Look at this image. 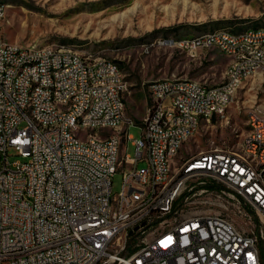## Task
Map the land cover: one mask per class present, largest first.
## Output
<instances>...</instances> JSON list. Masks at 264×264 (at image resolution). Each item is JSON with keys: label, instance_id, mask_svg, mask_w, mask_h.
Here are the masks:
<instances>
[{"label": "built area", "instance_id": "obj_1", "mask_svg": "<svg viewBox=\"0 0 264 264\" xmlns=\"http://www.w3.org/2000/svg\"><path fill=\"white\" fill-rule=\"evenodd\" d=\"M6 15L0 7V264H263L264 230L245 231L235 219L255 215L264 223L262 112H250L254 128L243 137L259 166L223 147L206 157L194 152L170 176L162 168L174 144L187 143L181 134L199 116L215 121L214 111L231 105L229 89L242 71L262 68L264 47L245 50V42L264 34L211 36L223 54L237 51L227 86L177 77L148 82L142 134L134 140L127 132L133 123L123 119L128 90L114 88L115 69L102 58L87 67L85 56L69 47L36 50L9 42ZM179 43L188 52L204 45V37ZM168 80H177V88H168ZM149 92L158 96L156 108H149ZM50 97H60L66 114L51 107ZM167 98L179 100L181 112L172 113ZM29 112L39 114V124L29 122ZM79 113H87L82 124L95 127L96 137L73 140ZM129 140L135 157L119 154V144ZM11 151L23 161H11ZM117 173L123 186L113 194Z\"/></svg>", "mask_w": 264, "mask_h": 264}, {"label": "rangeland", "instance_id": "obj_2", "mask_svg": "<svg viewBox=\"0 0 264 264\" xmlns=\"http://www.w3.org/2000/svg\"><path fill=\"white\" fill-rule=\"evenodd\" d=\"M4 2L7 5L4 21L7 41L36 48L69 45L85 57L106 58L120 68L128 85L127 115L134 120L127 132L134 140L140 139L142 134L140 125L146 116L145 85L148 82L177 77L216 85L224 80L229 60L217 47L184 52L178 49L179 41L217 29L237 32L264 26V0ZM251 111L264 114V72L242 84L224 116L204 123L193 137L197 141L181 147L178 157L212 148L238 150L249 129ZM80 132L78 135L83 140L86 132ZM123 145L126 153L136 156L132 140ZM10 155L11 161H23L15 151ZM178 157L180 161L182 158ZM144 167L145 163L139 164V168ZM122 186L123 175L117 173L113 178V194H118ZM235 219L245 231L264 230V223L255 215L252 221L244 220L241 215ZM262 245L264 247V239Z\"/></svg>", "mask_w": 264, "mask_h": 264}, {"label": "bare ground", "instance_id": "obj_3", "mask_svg": "<svg viewBox=\"0 0 264 264\" xmlns=\"http://www.w3.org/2000/svg\"><path fill=\"white\" fill-rule=\"evenodd\" d=\"M0 7L7 8V5L2 3V1L0 0ZM244 34L262 35L264 34V26L259 27L257 29H246L237 32L232 31L228 28L214 30L213 32H209L202 35L204 37V45H197L193 47V50L202 47L218 48V46H216V39L211 37L213 35H232V37H242L244 36ZM54 46L69 47L74 49L72 46L69 45L58 44ZM48 47L49 46L43 48H36V50H45V48ZM260 47H264V39H255V42H245V50H260ZM178 49L187 51V46L185 44L180 43ZM218 49L223 53V50H221L220 48ZM224 55L229 57L231 60L227 68V71L225 73L224 81L216 85L199 83V86H204V87L227 86L226 78H230V73L232 72L233 60L237 58V51H229L227 54ZM102 63L104 67H111L115 69L118 74V81H114V88L124 87V90H128L127 82L125 81L124 75L120 70V68L113 61L106 58H102ZM85 64L87 65V67H96V60L94 58L85 57ZM263 72H264V63H262V68L245 69L244 71H242V77L237 79L234 88L229 89V102L232 103L236 92L248 78L257 76L258 74H261ZM168 88H177V80H168ZM149 95L151 98V103L149 108H156V106L158 105V96L156 92H149ZM50 104L51 107L57 108L58 114H66V106L62 104V100H60V97H50ZM167 107L169 110H171L172 113L181 112V103L179 100L175 98H167ZM228 107L229 106H225V108L223 109L214 111V118L223 117ZM87 111H94V103H87ZM123 119L125 120L126 123H134V120L127 115L126 108H123ZM212 120L213 118L208 116H199V118L196 119V127L193 128V130H186L184 131V133L181 134V142H188L190 138H192L197 134L202 124L204 123L209 124L212 122ZM84 121H87V113L76 114L72 119V138L76 142H83V140H81V138L78 135L80 131L86 132L89 135V137H96L95 127H89V124H82V122ZM172 121H173V114H166L165 122H172ZM29 122L31 124H39V114H37V112H29ZM105 127H114V120H105ZM248 128L249 129L254 128V121L252 114L250 115V118L248 120ZM46 132H53V125H46ZM184 144L185 143L174 144L173 149H171L170 152V160L164 161V166L162 168V176H170L171 172L181 171V169H183L186 166L188 157L182 158L180 161H177L180 148ZM209 150H215V153H223V148H212ZM120 152L126 154L125 145L119 144V154ZM230 154H236V156L241 157V159H245L249 166H259V159L255 158V155L252 151V147L245 145L244 140H242V142L240 143L238 150H233L232 148H230ZM193 156H189V157H193ZM198 156L199 157L208 156V150L201 151L200 153H198Z\"/></svg>", "mask_w": 264, "mask_h": 264}, {"label": "crops", "instance_id": "obj_4", "mask_svg": "<svg viewBox=\"0 0 264 264\" xmlns=\"http://www.w3.org/2000/svg\"><path fill=\"white\" fill-rule=\"evenodd\" d=\"M241 30H242V29H241ZM236 31H240V30H236ZM216 49H217V48H216ZM179 50H180V49H179ZM208 50H209V49H208ZM181 51H184V50H181ZM198 51H199V50H198ZM198 51H197V52H198ZM219 51H220V50H219ZM184 52H187V51H184ZM197 52H196V53H197ZM220 52H221V51H220ZM221 53H222V52H221ZM224 56H225V55H224ZM225 57L229 60V64H230V61H231L230 58L227 57V56H225ZM229 64H228V66H229ZM228 66H227V68H228ZM226 70H227V69H226ZM225 73H226V71H225ZM224 78H225V74H224ZM251 78H253V77H251ZM251 78H248L246 81H248V80L251 79ZM223 81H224V80H223ZM246 81H245V82H246ZM245 82H244V83H245ZM244 83H243V84H244ZM145 91H146V89H145ZM146 93H147V91H146ZM147 95H148V93H147ZM150 103H151V98H150V95H149V105H150ZM215 118H217V117H215ZM215 118H214V119H215ZM202 125H203V124H202ZM202 125H201V126H202ZM200 128H201V127H200ZM197 133H198V132H197ZM193 137H194V136H193ZM193 137H192V138H193ZM190 142H191V141L189 140V142L185 143L184 145H186V144H188V143H190ZM184 145H183V146H184ZM183 146H182V147H183ZM200 152H201V151H200ZM200 152H199V153H200ZM179 154H180V152H179ZM190 156H193V155H190ZM187 157H189V156H183V157H178V158L180 159V158H187Z\"/></svg>", "mask_w": 264, "mask_h": 264}, {"label": "trees", "instance_id": "obj_5", "mask_svg": "<svg viewBox=\"0 0 264 264\" xmlns=\"http://www.w3.org/2000/svg\"><path fill=\"white\" fill-rule=\"evenodd\" d=\"M1 1H2V3L6 4V3L4 2V0H1ZM260 247H261V254H262V259H263V264H264V247H263V245H262V242L260 243Z\"/></svg>", "mask_w": 264, "mask_h": 264}]
</instances>
